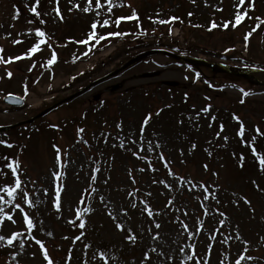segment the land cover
I'll return each instance as SVG.
<instances>
[{
    "label": "rangeland",
    "instance_id": "374dc122",
    "mask_svg": "<svg viewBox=\"0 0 264 264\" xmlns=\"http://www.w3.org/2000/svg\"><path fill=\"white\" fill-rule=\"evenodd\" d=\"M147 1L159 4V7H154V11L164 9L169 13L179 8L180 1L187 8V12L193 14V20L184 24L183 29L172 32L167 30V23L158 22L166 21L170 16L169 13H162L154 22L146 23L151 25V29H148L149 34L145 36H141L140 32L132 33L129 29L130 32H126L128 36L115 44L107 45L104 41L97 44L92 40L89 45H84L70 42L69 38L59 40L55 31L67 29L68 24L71 25L72 22L75 24V31L77 22L99 21L104 13L105 17L111 20L118 15L126 17L129 16L131 7L137 6V9H141L142 2L113 0L112 11L108 12L106 0H101L103 6L99 9L95 7L96 0H92L93 7L86 13L82 9L87 5V0H59L60 12L64 17L63 21H60L54 11L56 0H47L46 3L40 0V18H36L30 11L35 0H0V46L4 49L3 53H8V56H3L5 60L24 54L39 41L40 38L35 36L37 27L47 33L52 48L58 54L57 62L49 66L47 61L50 59L52 48L45 44L41 46L42 51L34 54L31 59L0 63V127L32 117L55 100L64 99L82 90L137 55L148 51L160 50L204 58L209 62L229 65L238 72H252L255 76L258 70L264 71L263 34L255 35L253 40L250 37L246 49L240 30L222 32L219 28L211 31L207 28L210 19L207 17H211L210 13L223 8L226 18L233 11L243 14V6L246 3L240 6V0H195L194 3L193 0ZM76 4H79V9L75 8ZM257 6L255 17L264 18L262 0L257 1ZM16 9L20 10L18 19L14 18ZM203 16L206 18L203 19ZM8 33L11 35L7 36ZM80 33L81 31L73 35L78 37L76 41H79ZM147 36L145 40L142 39ZM17 39L23 43L13 45V40ZM33 64L35 67L29 71ZM201 70L209 78L210 89L203 85L205 79L196 80L197 70L194 68L182 65L165 55L151 56L90 90L68 106L57 109L42 121L35 122L28 127V132L22 130L18 133H0V141L13 145L12 152H1L0 156L9 157L10 162L12 159L19 160V175L29 198L38 202L35 207L25 205V210L36 224L31 233L25 231L22 213L12 209L11 205L0 202V207H3L5 212L14 211V219L17 221L12 224L5 220L2 234L7 238L17 230L23 233L14 245H8L7 239L0 242V264H47L33 236L45 243L54 264H84L85 261L87 264H104L99 258L101 250L110 257L108 264H133V261L134 264H142L145 252L152 247H155L156 251L149 252L151 259L146 264H192L191 261L186 262L184 254L178 251L179 247L193 242L187 238L181 221L189 225V230L195 231L199 218L204 221V232L212 231L219 227L218 221L221 219L214 212L217 207L229 217V221L224 225V228L228 229L225 234L231 233L233 239L227 244H214L211 264H220V261H223V264H235L243 250L242 241L234 238L233 227L237 224L243 239L251 241L248 254L258 258L244 261L242 264H264V244H259L258 241V234L264 235V193L257 191L252 184L255 179L264 188V177H261L257 170H251L250 166L235 168L232 154L235 152L239 158L240 153L245 155L246 152L238 142L225 144L223 137L229 134L227 130L221 133L220 139L217 140L216 133L219 131L216 127L211 129L209 126L214 115L217 118L224 112L231 111L232 114L242 117L249 128L259 125L264 132V87L241 78L212 74L207 68ZM8 71L13 73L11 78L7 75ZM258 75L264 82V74ZM169 81L178 82L179 86L169 89L164 85ZM241 89L250 93L244 106L238 104L243 96ZM9 94H16L25 99L26 108H8L3 99ZM185 100H188V103H185ZM207 105H211V110L208 113L201 112ZM160 109H163V113L156 115ZM182 111L188 115L187 124L179 123ZM149 112L153 116L145 138L153 143L159 139L163 148L156 149L155 152L145 149L140 155H146L148 160H141L132 154L133 151L139 150L138 144L129 141L138 139L140 125ZM197 113H200L198 119ZM120 121H123V133L116 127ZM52 125H58L59 128L51 127ZM81 127L85 131L78 135L77 129ZM130 132L136 133V136H129ZM101 133L108 136L107 143ZM121 135L125 137L123 148L119 146ZM81 137L83 140H80ZM191 138H194V141ZM84 140L87 143H84ZM193 142L197 145L194 153L190 150ZM54 144L61 150L60 162L66 165L63 168L66 175L61 181L65 185L66 194H62L63 204L59 214L53 207L55 184L52 173L62 169L57 162ZM3 145L0 143V146ZM181 148L184 149L186 163H181L185 158L180 154ZM160 151H164L165 157L172 161L171 167L177 177L184 176L193 182L204 181L220 186L218 195L221 203L217 205L211 199L205 201L211 205L212 215H203V209L196 199H203L199 196L200 190L190 193L181 189L178 181L166 173H162L160 179L172 182L174 190H169L159 183H152L156 174L148 168V161L150 160L152 165H163V161L157 159ZM209 151H215L212 157L207 156ZM2 160L0 159V188L13 183V174L6 167L7 163L3 164ZM202 163L209 164V171L203 169ZM97 168L99 172L95 171ZM141 168L146 172L139 171ZM130 170L136 177L135 184L128 174ZM213 171L219 173L218 179L212 174ZM92 175L97 176L94 187L98 191L85 193L84 202L80 203L81 190L93 186L90 180ZM105 179H108L107 184L103 182ZM32 181H35V184ZM45 188L47 194L43 191ZM128 192L135 194L128 196ZM148 192H151L152 196H148ZM232 193H236V196ZM0 195H3V192H0ZM101 195L105 198L103 203L99 199ZM241 196H247L251 200V207L255 208V219L251 218L253 213L250 206L244 201L241 202ZM130 200L137 204L136 209L130 208ZM142 200H147L151 209L159 213L155 220L161 223L160 229L155 228L153 218L148 217L147 212L140 213L139 209L144 207ZM170 200L171 204L168 203ZM232 200H239V206ZM126 207L129 208L128 216H123L121 212L117 217L125 224V231L120 232L108 212ZM77 208L92 209L82 213L86 222V228L82 230L71 223L73 220L79 222ZM150 226L151 233L148 231ZM129 227L138 237L135 246L125 240ZM157 231L161 233L162 240L154 241L151 235ZM48 232H52L53 236H49ZM77 235H80L81 239L73 243ZM217 237L219 240L218 233ZM195 242L197 254L204 253L209 243L207 237L202 233ZM85 245L90 247L86 248ZM69 251L72 256L70 262L66 259ZM161 251L164 252L163 256L159 255ZM187 251L189 250L186 249Z\"/></svg>",
    "mask_w": 264,
    "mask_h": 264
},
{
    "label": "snow or ice",
    "instance_id": "6c2138e0",
    "mask_svg": "<svg viewBox=\"0 0 264 264\" xmlns=\"http://www.w3.org/2000/svg\"><path fill=\"white\" fill-rule=\"evenodd\" d=\"M194 2H195V0H193V3ZM244 2H245V0H240V6H242L244 4ZM39 3H40V0H35L34 5L30 7V11L34 14V16L36 18L41 17V13L38 11ZM106 3H107L108 12H111L112 7H113V0H106ZM102 6L103 5L101 3V0H96L95 7L97 9H99ZM79 7H80L79 4L75 5V8L79 9ZM92 7H93L92 0H87V5L82 9V11L87 13V12L91 11ZM250 7L253 10L255 9V0H251ZM71 10L72 9H70V11ZM54 11H55L56 15L59 17L60 21H63L64 17L62 15V13L60 12L59 0H56V8L54 9ZM19 14H20V10L16 9V16L14 18L18 19ZM189 15H192V13H189ZM246 16H248L247 11H245L243 14H241L239 11H237V13L235 14V17H234L235 22L233 23L232 21H226L223 23L222 26L225 29H227L229 27V24H231L233 28L238 27L242 23V21L244 20V18ZM248 18L251 19V17H248ZM178 19H179L178 17L173 16L168 21L159 20L158 22L161 24L171 23V22L176 21ZM255 19L257 21H260V23H256L255 26L252 27L251 30L248 31L243 38L245 41V48L246 49L249 45V38L252 37L253 34L256 32V30L261 27V23H264V20H261L260 17H256ZM123 20L139 21V16H138L137 12L135 10H133L129 16L118 17L115 19V21H110L109 19H105L101 23L100 21L94 20L93 23L91 24V29L87 33V37L84 40L76 41V40H74V38H69V41L75 42L77 44L89 45L90 41L95 40L96 43L99 44V42L101 40L107 39V36L126 35V33H120V32L108 33L107 36L106 35H98V33L96 31L98 26L99 27H107V26H110L111 23H115V25L118 27L120 25L121 21H123ZM41 22L43 23V21H41ZM217 26L218 25L215 23V21H213L211 23L209 30L211 31L212 29L216 28ZM6 35L10 36L11 33H8ZM35 36L40 38L39 41L37 43H34L33 46H31L24 54H22L20 56H15V57H8L7 60L4 59L3 55H0V63H12L13 61H18V60H22V59H31L34 54L42 51L41 46L45 45V44L49 48H52V45L49 42V38L47 37V33L45 31L41 30V28L37 27L35 29ZM13 43L14 44H20V43H23V41L17 39V40H13ZM89 51H91V47L89 48ZM3 52H4V49L2 46H0V53H3ZM85 55H87V53H85ZM57 60H58V54L55 51V49L52 48L51 56H50V59H48L47 64L49 66H51V65L55 64L57 62ZM32 67H35V64H33L30 67L29 71L32 70ZM7 75L9 78H11L13 76V73L11 71H8ZM73 79H74V77H73ZM25 91L27 92V87L25 88ZM241 92L243 93L244 96H248L250 94L249 92H247L243 89H241ZM241 103H244V100H241ZM210 110H211V105H207L203 109H201V112L208 113ZM161 111H163V109L158 110L155 114L159 115ZM199 115H200V113H197V119L199 118ZM152 116H153V114L151 112H149L144 117V119L140 125V128H139L138 139H131L129 141L132 144H138L139 150L133 151V153H132L137 159L148 160V157L146 155H140L141 152H145V149L148 152H155L156 149H162L163 148V145L159 139H157L155 141V143H153L152 140H150V139L146 140V138H145V133H146V130L149 126V122L152 119ZM190 119H191V117H190ZM215 119H216V117L213 116L212 120L215 121ZM233 119L240 124L237 135L241 138L242 145L251 147V151H252V154L254 156V162L258 161V169L262 174H264V154H261V152H259L257 150V147H256L257 138L258 137H264V132L261 131L259 125H256L254 128V135L251 137V144H249V141L244 139L245 125H244L243 120L238 115H236L235 113L233 114ZM105 123H107V122H105ZM179 123L183 124V120L179 121ZM51 127L59 128L58 125H52ZM116 127L120 130L121 133H123V121L118 122ZM219 127H220V131L216 133V139L217 140L220 139L221 133L225 130V125L223 123H221ZM84 131H85V129L82 127L77 129L78 135L80 133H83ZM101 136L104 137V142L107 143L108 142V136L105 133H101ZM129 136L135 137L136 133L130 132ZM223 139L225 141H228L229 137L224 136ZM80 140H83V137H81ZM124 140H125V137L123 135H121L120 145H119L121 148L124 147ZM78 142H80V141H78ZM83 142L87 143L86 140H84ZM0 143H3L8 148L13 147L12 144L7 143L6 141H0ZM53 147L56 149L57 162L60 164V168L62 169L61 171H54L52 173V176L54 177V184H55L53 207L55 208V210L59 214L62 210V204H63L62 194H66L65 185L61 182L62 178L66 175V173L63 171V168L66 167V165H64L63 163L60 162L61 161V150L59 149V147L56 146L55 144L53 145ZM196 147H197V145L194 142L191 143V145H190L191 152L194 153ZM180 154L182 157H185L184 159L181 160V163H186L187 159H186V155H185L183 148L180 149ZM208 155L211 156L212 153L209 151ZM232 155L234 158H236V156H237V154L235 152ZM0 159H3L7 162L9 160V157L0 156ZM157 159L163 161V166H164V168L167 169L168 175L173 176L178 181L179 187L181 189H185L190 193L193 192V190H197V189L201 191V195L203 196V199L201 200L200 197H196V199L198 200V202L200 203V205L203 209V215L204 216L212 215L213 213L211 211V205L206 204L205 201H208L209 199H211L217 205H219L221 203L219 195H218V189L220 186L218 184H208L204 181L193 182V180L186 179L184 176H178L177 177L176 173L173 171V169L171 167L172 161H170L169 159H167L165 157L164 151H160L158 153ZM245 159H246L245 155L243 153H240L239 154V162H240L241 168L244 167ZM148 164H149V167H151L152 172L157 171V169L152 166L150 160L148 161ZM6 167L8 169H10L11 173L13 174V183L11 185H5L3 188H0V192H3V195H0V202H2L3 204L11 205L12 209H14V210H19L23 216V221L25 224V231L28 233H31L32 230L36 227V224H35L33 218L30 216V214L25 210V205L27 207H35L38 202L29 198V193L26 190V186L24 185V182L22 181V179L19 175V168H20L19 160L18 159H12L11 162L6 164ZM202 167L204 168V170L206 172L209 171V164L208 163H204L202 165ZM95 171L99 172V169L97 168ZM139 171L143 172V171H145V169L141 168V169H139ZM128 174L132 179V183L135 184L137 182L136 177L132 175L131 170L129 171ZM212 174L214 176H216L217 179L219 178L218 172L213 171ZM108 179H110V177ZM108 179H105L103 182L105 184H107ZM90 180H91V183L93 186L90 187L89 189H82L81 190L82 194H81L80 203L84 202L85 193L98 191L94 187V185L97 181V176L92 175L90 177ZM32 183L35 184V181H32ZM152 183H159V184H162L165 188H167L169 190H174L173 189V183L169 182L166 179H160L159 177H156V178L152 179ZM252 184L257 191L264 193V188L261 187L260 183L257 180L253 179ZM212 189H216L217 191H213ZM43 191L45 192V194H47L46 188L43 189ZM136 191H138V189ZM134 194H135L134 192H128L127 193L128 196H134ZM147 195L152 196V193L148 192ZM232 195L236 196V193H232ZM6 197H7V199H6ZM99 199L103 203L105 198L103 195H101L99 197ZM240 199H243L244 203L248 204L250 206V211L253 213V216L251 218L255 219V208L251 207V203H252L251 200L247 196H241ZM168 203L171 204L172 201L170 200ZM233 203H236L237 206H239V200H234ZM141 204H143L144 207L139 209L140 213L143 214L144 212H147V216L153 218V223H154L155 228L160 229L161 223L158 222L157 220H155V217L157 215H159V213L154 212L151 209L147 200H142ZM129 206L131 209L137 208V204L133 200L129 201ZM91 210L92 209H90V208L89 209L77 208L76 215L79 218V222L77 223L76 220H73L71 223H73L78 229H81V230L85 229L86 228V222L83 219L82 213L84 211H91ZM121 212H122L123 216L126 217L129 214V208H127V207L122 208L119 211L113 210V211L108 212V215L113 219V221H115L117 230L120 232H124L125 231L124 222L117 219V217L120 216ZM214 212H215V214H218L221 217V219L218 221L219 227H216L214 230L208 231L206 233L204 232V221L200 220L199 218H198L199 223H198L195 231L189 230V225L187 223H184L183 221H181V226H182L184 232L187 233V238L189 240L193 241L190 244L186 243L184 246H181L178 248V251L180 253L184 254L186 262L191 261L192 264H211V257L213 254L214 244H216V243L227 244L230 240L233 239V235L231 233L225 234L226 232H228V229L224 228L225 223L227 221H229V217L227 216V214L225 212L221 211L219 207L215 208ZM14 214H15L14 211L5 212L4 208L0 207V242H3V241H5V239H7L8 245H14L17 238L20 237L21 235H23V233L18 231V230L12 232L11 235L8 236L7 238L2 234L3 229L5 227V220L10 221L12 224L17 223V221L14 219ZM185 215H187V212H185ZM177 219H179V218H177ZM262 219H264V217H262ZM230 227H232V226L230 225ZM148 231L150 233L152 232L151 226L148 228ZM233 231H234V238L238 241H242V243H243L242 253H240L238 255V258L235 260V264H242V262H244V261H252V260L258 259L256 257H253V256L248 254L249 250H250L249 246L251 245V241L243 239V236L241 235V233L239 231V225L238 224L233 227ZM202 233L207 237L209 243L206 245L205 252L198 255L197 254V244H196L195 240L197 238H199V236ZM217 233L219 234V237H220L219 240L217 237ZM47 234L49 236H53L52 232H48ZM64 239H69V237H64ZM80 239H81V236L77 235L74 238L73 243H75V241H78ZM151 239L154 241L162 240L161 233L159 231L155 232L154 234L151 235ZM33 240L35 241V243L37 245H39L40 249L42 250L43 257H44L45 261L47 262V264H54V260L50 256L49 250L45 246V243L42 242L40 239H36L35 236H33ZM125 240L128 241L132 246H135L137 244V240H138L137 234L130 227L127 229V235H125ZM258 241H259V244H264V235L258 234ZM20 246L22 248L23 244L21 243ZM85 247L86 248L90 247V245H85ZM186 249H188L189 251L186 252ZM155 251H156L155 247H152L148 251H146L144 254V257L142 258V264H146V262L151 259L149 252H155ZM33 255H35V253H33ZM159 255L163 256L164 252L161 251L159 253ZM99 258L104 261V264H108V261L110 259L108 254L103 250H101L99 252ZM66 259L68 262L71 261V259H72L71 251H69ZM84 264H87V261H85ZM133 264H134V261H133ZM220 264H223V261H220Z\"/></svg>",
    "mask_w": 264,
    "mask_h": 264
},
{
    "label": "water",
    "instance_id": "95a60500",
    "mask_svg": "<svg viewBox=\"0 0 264 264\" xmlns=\"http://www.w3.org/2000/svg\"><path fill=\"white\" fill-rule=\"evenodd\" d=\"M145 56H146V55H143V56H141V57H139V58H137V59L131 61L130 63H128L127 65H125L120 71H118V72H116V73H114V74H112V75H109V76L106 77L105 79H102V80L96 82L93 86L99 84L100 82H103L104 80H107V79L113 77L114 75H116L117 73L121 72L122 70H125V69L129 68L130 66H132L134 63H136L137 61L141 60V59L144 58ZM176 58H177V59H180V60H183V61H186V62H189V63L194 64V65H198V64H205V65H208V66L211 67L214 71L231 73V74H234V75H237V76L246 77V78L251 79V77H249L247 74H238V73H236L235 71H233V70H231V69H229V68H226V67H224V66H221V65L207 64V63H205V62L198 61V60H194V59H189V58H181V57H176ZM252 80L256 82V80H254V79H252ZM168 84H169V85H172V86H175V85H176V83H168ZM86 90H87V89H86ZM86 90H85V91H86ZM85 91H83V92H85ZM83 92H82V93H83ZM82 93H80V94H78V95H76V96H74V97H71V98H69V99H67V100H65V101H63V102H61V103H58L57 105H55V106H53V107L47 109L46 111L42 112L41 114H39L38 116H36L34 119H32L31 121H28V122H32V121H34V120H36V119L41 118V117L44 116L45 114H48L49 112H51L52 110H54L56 107L62 105V104L65 103V102H68V101L74 99L75 97L81 95ZM6 102H7L8 104H10V105H14V106H16V105L21 106V105H22V102H21L20 100L15 99V98H12V97H10L8 100H6ZM9 129H10V128H6L5 130H9Z\"/></svg>",
    "mask_w": 264,
    "mask_h": 264
},
{
    "label": "trees",
    "instance_id": "16d2710c",
    "mask_svg": "<svg viewBox=\"0 0 264 264\" xmlns=\"http://www.w3.org/2000/svg\"><path fill=\"white\" fill-rule=\"evenodd\" d=\"M158 5H156L155 7H157ZM152 9V8H151ZM153 9H154V6H153ZM153 9L151 10V11H153ZM234 34H232V36H233ZM226 117H229V115L228 116H226ZM184 122V121H183Z\"/></svg>",
    "mask_w": 264,
    "mask_h": 264
},
{
    "label": "bare ground",
    "instance_id": "6f19581e",
    "mask_svg": "<svg viewBox=\"0 0 264 264\" xmlns=\"http://www.w3.org/2000/svg\"><path fill=\"white\" fill-rule=\"evenodd\" d=\"M111 51V49L108 50V52Z\"/></svg>",
    "mask_w": 264,
    "mask_h": 264
}]
</instances>
